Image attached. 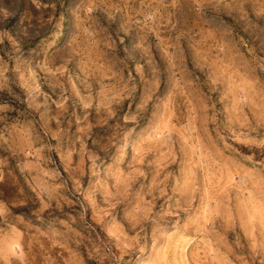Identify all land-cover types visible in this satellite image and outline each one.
I'll return each instance as SVG.
<instances>
[{"label":"rangeland","instance_id":"rangeland-1","mask_svg":"<svg viewBox=\"0 0 264 264\" xmlns=\"http://www.w3.org/2000/svg\"><path fill=\"white\" fill-rule=\"evenodd\" d=\"M0 264H264V0H0Z\"/></svg>","mask_w":264,"mask_h":264}]
</instances>
